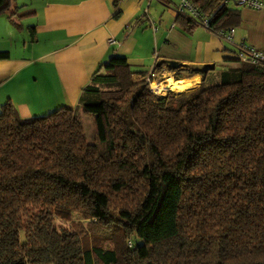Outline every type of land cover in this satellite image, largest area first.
Segmentation results:
<instances>
[{
  "label": "trees",
  "instance_id": "trees-1",
  "mask_svg": "<svg viewBox=\"0 0 264 264\" xmlns=\"http://www.w3.org/2000/svg\"><path fill=\"white\" fill-rule=\"evenodd\" d=\"M190 1L211 30L241 23L220 0ZM16 8L0 0L19 27ZM233 62L156 96L110 58L78 99L94 143L77 108L20 117L3 103L0 264H264V66Z\"/></svg>",
  "mask_w": 264,
  "mask_h": 264
},
{
  "label": "crops",
  "instance_id": "crops-1",
  "mask_svg": "<svg viewBox=\"0 0 264 264\" xmlns=\"http://www.w3.org/2000/svg\"><path fill=\"white\" fill-rule=\"evenodd\" d=\"M14 5L25 6L16 0ZM177 5L178 0H29L26 18L15 21L19 27L0 15V52L8 53L0 59V106L11 102L20 117L77 108L84 123L90 117L78 104L81 90L112 57L125 58L153 80L197 77L196 88L201 76L192 70L236 66L235 45L264 50V9L234 7L241 23L227 43L217 31L179 14ZM177 15L188 24L176 22Z\"/></svg>",
  "mask_w": 264,
  "mask_h": 264
},
{
  "label": "built area",
  "instance_id": "built-area-1",
  "mask_svg": "<svg viewBox=\"0 0 264 264\" xmlns=\"http://www.w3.org/2000/svg\"><path fill=\"white\" fill-rule=\"evenodd\" d=\"M221 5L227 7H244L248 9H264V0H220ZM177 12L179 14H185L191 19L195 20L200 26L209 28V15L201 13L199 8L195 6L190 0H178ZM154 29V28H153ZM220 39L227 43L233 41V29L232 27L217 31ZM111 41V40H110ZM235 58L242 63H249L256 66H264V50L255 49L245 43H239L234 47ZM150 75L145 77L148 89L151 93L155 92L150 88ZM156 95V94H155Z\"/></svg>",
  "mask_w": 264,
  "mask_h": 264
},
{
  "label": "rangeland",
  "instance_id": "rangeland-1",
  "mask_svg": "<svg viewBox=\"0 0 264 264\" xmlns=\"http://www.w3.org/2000/svg\"><path fill=\"white\" fill-rule=\"evenodd\" d=\"M16 2L18 3L19 6H21L22 4H25L24 7H17L16 8L17 17H15V21L16 20L20 21V20L26 18V15L24 16V13H25V10H27L26 6H27V4H29V0H16ZM19 8H21V9H19ZM223 69H224V67H221V66L217 65V66L214 67V69L209 70L208 73L206 74V83L207 84L214 83L217 80V78H218L219 72L221 70H223ZM151 81H154L155 83L156 82L158 83V82L163 81V79L159 76V77L154 78V80L151 78L150 82ZM191 89H195V85L193 84V82H192L191 88H189L187 90H184V91H181V92H174V93H176V94L184 93V92H187V91H189ZM167 92L168 91H164L163 93H157L158 95H156V96H163ZM171 92H173V91H171ZM88 116L90 118H85L84 119V123H83L86 139H87L88 142H91V143L98 142L99 136H98L97 130L94 129V125H96V124L94 123L93 115L92 114H88ZM83 227L86 229L87 232L90 231L89 227L86 225V222H83ZM20 239H21V241H23V232H21Z\"/></svg>",
  "mask_w": 264,
  "mask_h": 264
},
{
  "label": "bare ground",
  "instance_id": "bare-ground-1",
  "mask_svg": "<svg viewBox=\"0 0 264 264\" xmlns=\"http://www.w3.org/2000/svg\"><path fill=\"white\" fill-rule=\"evenodd\" d=\"M192 81H197V77H193V79H188L185 81H178L168 77L163 82H156L157 84L154 81H151L150 88L155 92L156 95H158L157 93H163L164 91L168 90L173 92H181L184 90L186 85L192 84Z\"/></svg>",
  "mask_w": 264,
  "mask_h": 264
},
{
  "label": "water",
  "instance_id": "water-1",
  "mask_svg": "<svg viewBox=\"0 0 264 264\" xmlns=\"http://www.w3.org/2000/svg\"><path fill=\"white\" fill-rule=\"evenodd\" d=\"M168 64L170 65L171 68H177V63L175 62L169 61ZM204 70L207 71L208 67H206Z\"/></svg>",
  "mask_w": 264,
  "mask_h": 264
}]
</instances>
